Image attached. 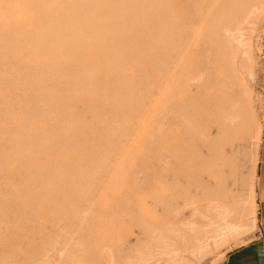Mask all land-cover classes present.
<instances>
[{"label":"rangeland","instance_id":"374dc122","mask_svg":"<svg viewBox=\"0 0 264 264\" xmlns=\"http://www.w3.org/2000/svg\"><path fill=\"white\" fill-rule=\"evenodd\" d=\"M237 7L0 0V264H221L256 236L264 0ZM187 179L199 244L171 200ZM219 205L247 228L213 234Z\"/></svg>","mask_w":264,"mask_h":264},{"label":"bare ground","instance_id":"6f19581e","mask_svg":"<svg viewBox=\"0 0 264 264\" xmlns=\"http://www.w3.org/2000/svg\"><path fill=\"white\" fill-rule=\"evenodd\" d=\"M199 2H200V5L203 7V6H212L213 8H216V7H218V5L219 6H223V7H225V8H227L228 9V15H229V17H228V19H229V24L231 25V26H233L234 24L236 25H238V24H240V17H241V13H238L237 12V1L236 0H198ZM218 13H219V11H218ZM205 15V14H204ZM230 25H225L224 26V28H225V31H227L231 26ZM237 29V28H236ZM234 36V35H233ZM236 37V36H235ZM187 190H186V192H184V194L183 195H181V197H177V196H172L171 197V200L175 203V207H174V209L173 210H175L174 212L175 213H177L176 214V216H177V218L179 219V222L181 223V226L182 225H186V224H189V225H191L190 227H192V229H190V233H191V231L192 230H194V233H193V231H192V233L193 234H195V237H194V239H192V240H194V241H197V243L199 244V242H200V240H198V239H200L199 237L201 236V234H202V232H204V230L205 229H202L201 230V228H198L197 227V224H198V222H201V221H203V219H206V220H208L207 218H206V216L207 215H205V212H207L206 210H207V208L205 207V205H207V202H205L206 204H204L203 202L205 201V193H206V191H205V189H204V187L202 186V185H199V184H196V185H193V186H191L190 184H189V179H187ZM184 190V191H185ZM158 195H159V197L160 198H162L163 197V195H164V188H163V186L162 185H160L159 186V188H158ZM207 196V195H206ZM179 199H181V203L178 201ZM159 204H160V206H159V208H158V206L156 207L161 213V215L162 216H164V214H168L169 212H170V210H169V208H168V206H167V204L166 203H163V202H159ZM208 205H209V203H208ZM211 205H212V203H211ZM212 207H214V206H212ZM216 207V206H215ZM240 208V207H239ZM211 209V208H210ZM156 210V209H155ZM157 211V210H156ZM208 211H209V209H208ZM212 211V210H211ZM210 212V211H209ZM213 212H215V209H214V211ZM213 212H211V213H213ZM206 214H208V213H206ZM216 215H215V217L213 216V219L211 220V222L208 224L210 227H211V229H212V232H213V230L215 231V232H218V233H222L223 234V231L224 230H231V229H233V228H235V229H239V230H241V229H245V228H247V226H239V225H231L230 223H231V221H230V223H228L227 222V220H226V217L230 214V211H228V209L226 208V207H224V206H221V205H219L217 208H216V213H215ZM209 215V214H208ZM213 215V214H212ZM211 215V216H212ZM229 217H231V216H229ZM228 217V218H229ZM229 220V219H228ZM208 222H209V220H208ZM138 227H139V229L141 230V231H143V230H145L146 228H145V226H143V225H141L140 223H138V225H137ZM175 226V225H174ZM168 227V226H167ZM180 227V226H179ZM184 227V226H183ZM200 227H202V226H200ZM206 227V226H205ZM249 227V226H248ZM251 227H255V220L254 221H252V223H251ZM170 228V227H169ZM176 228V227H175ZM186 228V227H185ZM207 228V227H206ZM148 229V228H147ZM150 229V228H149ZM172 229V228H171ZM170 229V230H171ZM189 229V228H188ZM169 230V229H168ZM174 230V229H173ZM178 233H175V235L177 234V235H179L180 234V238L182 239V238H184V236L185 235H183L184 234V230L183 229H180V228H176L175 229ZM174 230V231H175ZM206 230H209V229H206ZM172 231V230H171ZM187 232H188V230H186ZM180 232V233H179ZM207 232V231H206ZM227 232L228 231H226V234H227ZM149 233V232H148ZM166 233H167V231H166ZM171 233V232H170ZM191 233V235H193ZM162 234V233H161ZM204 234V233H203ZM207 234V233H206ZM210 234H212L211 233V231H210ZM213 234H214V232H213ZM163 235V234H162ZM216 235V234H215ZM225 235V234H224ZM230 235V234H229ZM187 236V235H186ZM204 236H205V234H204ZM168 237V236H167ZM171 237H172V235H171ZM191 237V236H190ZM202 237H203V235H202ZM213 237V236H212ZM220 237V236H219ZM162 238H163V236H162ZM179 237H177V239H178ZM189 241H190V239H188ZM190 241V242H193V241ZM171 241V240H170ZM174 241V240H173ZM182 241V240H181ZM180 241V242H181ZM183 241H184V239H183ZM202 241V240H201ZM204 241V240H203ZM189 242V243H190ZM167 243V242H166ZM194 243V242H193ZM192 243V244H193ZM197 244V245H198ZM163 245V244H162ZM161 245V246H162ZM163 246H165V244L163 245ZM184 246V245H183ZM194 246V245H193ZM199 247V246H198ZM164 248V247H163ZM162 248V249H163ZM195 249H198V248H195ZM176 251H178V245L176 244V243H172V241H171V244H168L167 245V247H165V250H164V252L162 251L161 253L162 254H165L166 256H169L168 258H170L171 260H173L172 258H174V257H177L179 254H178V252H176ZM178 255H177V254ZM160 255V254H159ZM177 255V256H176ZM163 257H164V255H162ZM177 259V258H176ZM162 260V259H161ZM175 260V259H174ZM173 260V261H174ZM168 262H170V260L168 259ZM172 262V261H171ZM175 262H177V261H174V264H175ZM161 263V262H160ZM162 264V263H161ZM179 264V263H178Z\"/></svg>","mask_w":264,"mask_h":264},{"label":"crops","instance_id":"0c3cea01","mask_svg":"<svg viewBox=\"0 0 264 264\" xmlns=\"http://www.w3.org/2000/svg\"><path fill=\"white\" fill-rule=\"evenodd\" d=\"M256 177L255 199L259 223L256 236L229 252L221 264H264V137Z\"/></svg>","mask_w":264,"mask_h":264}]
</instances>
